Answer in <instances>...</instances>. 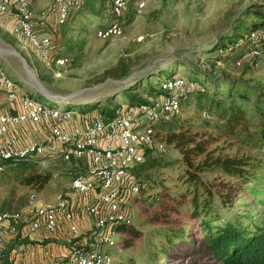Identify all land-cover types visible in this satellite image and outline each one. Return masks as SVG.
<instances>
[{
	"label": "rangeland",
	"instance_id": "rangeland-1",
	"mask_svg": "<svg viewBox=\"0 0 264 264\" xmlns=\"http://www.w3.org/2000/svg\"><path fill=\"white\" fill-rule=\"evenodd\" d=\"M81 1L82 9L70 18V24L58 29L61 37L53 38L57 53L71 59L66 65L50 68L36 59L19 37L6 35V31L0 33V62L39 101L54 106L63 104L84 116L98 111L111 95L145 79L155 69L157 72L171 67L160 77H150L149 83L157 89L159 78L164 80L178 74L203 78L193 74L197 67L217 75V84L211 85L214 89L229 88L221 82L227 79L234 88L240 87L246 93L245 98L236 95L247 111V121L235 133L204 126L205 119H211L212 124L222 121L212 115L206 117L195 98L183 102L177 116L187 120V127L191 125L193 131L212 134L216 140L210 149H215L216 154H253L264 161V144L257 145L258 140L252 136L264 127V57L251 54L253 43H247V39L235 47L230 43L238 30L255 27L256 22L262 21L259 12L264 14V0H129V12L134 17L124 18L123 33L109 39L97 36V29L111 21L109 11L93 16L89 12L90 0ZM141 1L146 4L138 11ZM36 12L47 16L50 25L54 21L48 8L37 6ZM259 29L264 30V26ZM258 45L264 47V42ZM13 51L29 56L30 62L25 57L28 68L48 93L28 72L22 57ZM118 98L124 101L123 97ZM5 99L0 94V109ZM121 105L120 110L127 106ZM171 121L154 123L157 139L165 145L147 148L141 163L152 160L155 167L146 173L137 172L141 163L130 169V178H137L140 191L123 203V209L132 219L130 228L113 229L116 246L107 249L115 258L114 264H225L207 250L209 239L219 230L214 228L209 232L199 219L191 217V197L186 196L188 185L179 179L184 171L181 153L166 138ZM60 164L37 165L39 171L54 174L53 180L43 188L22 185L6 167L0 170V209H26L31 192L37 193L40 202L66 190L75 173ZM257 173L258 179L239 193L233 206H219L220 219L214 220V225L239 223L251 231H256L255 224L264 225V162ZM207 177L213 181L231 179L220 172L208 173ZM156 214L162 217L160 222L153 218ZM132 229L139 235H132ZM165 229L179 231L182 236L169 243L162 235Z\"/></svg>",
	"mask_w": 264,
	"mask_h": 264
},
{
	"label": "built area",
	"instance_id": "built-area-1",
	"mask_svg": "<svg viewBox=\"0 0 264 264\" xmlns=\"http://www.w3.org/2000/svg\"><path fill=\"white\" fill-rule=\"evenodd\" d=\"M112 1L115 19L97 29V36L103 39L119 36L124 31L121 17L129 0ZM145 4L141 1L138 11ZM82 5L81 0H52L49 10L57 16L58 24L63 25ZM0 14L12 19L14 32L32 44L48 67L68 63V57H56L53 34L47 30L48 17L35 14L32 0H0ZM248 37L247 43H253L251 54L263 58L264 47L258 43L264 42V30H252ZM157 85L163 92L149 103L127 105L113 117H106L99 111L83 116L66 105L54 106L39 101L22 89L0 62V91L7 93L10 102L18 101L20 107L18 111L0 113V170L8 161L32 160L42 166L55 158L79 161L87 157L90 161L87 173L73 176L70 186L84 195L98 192L96 201L84 206L95 230L94 241L89 247L77 243L63 258L46 251L43 263L17 264H114L115 258L108 250L116 246L113 229L121 223L132 222L123 203L140 191L137 178H130V169L144 161L147 148L164 147L165 144L157 139L154 123L170 121L180 114L179 95L194 88L196 83L178 74L164 80L159 78ZM204 114L210 117L207 111ZM23 124L42 125L48 132L42 140H29L17 132ZM28 209L32 219L25 227L22 226L24 215L21 211L0 212V254L7 249L8 229L23 238H31L40 229L49 236L59 228L61 216L70 222V231L75 238L85 234L74 222V206L63 190L57 193L54 202L42 203L38 201L37 193L31 192Z\"/></svg>",
	"mask_w": 264,
	"mask_h": 264
},
{
	"label": "trees",
	"instance_id": "trees-1",
	"mask_svg": "<svg viewBox=\"0 0 264 264\" xmlns=\"http://www.w3.org/2000/svg\"><path fill=\"white\" fill-rule=\"evenodd\" d=\"M89 3L91 15H100L102 11L107 10L110 13L111 21L115 19L112 0H90ZM133 15L134 13L131 14L129 7H127L121 18L128 17L131 20L134 17ZM259 15L262 21L256 22L255 24L257 25L255 27L246 26L241 29L243 33L238 30L239 33L234 34L231 39L232 42H230L233 47L244 41L247 35H250V31L264 26V14L259 12ZM67 24L70 23L67 21L65 25ZM69 44L71 43L68 42ZM69 48L72 49L73 47ZM58 54L65 56L59 52ZM167 68L171 67L157 69V72L155 69V73H149L145 79L139 80L122 91L111 95L98 111L106 117H113L120 111L121 104L138 105L151 102L152 99L158 97L156 95L162 94L163 91H161L159 86L155 89L152 83H149V79L151 76L160 77ZM195 69L196 71L193 74H200L203 78L195 75L187 77L195 82L196 86L179 95L181 102H190L191 98H195L197 107L200 110L207 111L210 117L212 115L222 121V123L216 122L212 124L211 119H205L204 126L213 127L220 132L235 133L237 128L240 125H244L247 121V111L237 100L236 94L240 98H245L246 93L240 91V87L234 88L227 79L221 82L227 84L229 88L224 91L214 89L211 85L217 84V75L197 67ZM145 83H147L146 87ZM155 92H158V94H155ZM146 93L150 95L145 96ZM119 96L120 98L123 97L124 101H120ZM187 122V120L176 115L172 119L171 124L167 126L166 138L168 143L174 144L181 153L184 171L179 176V179L188 185L186 196L191 197V217L199 219L201 226L208 229L209 232L214 228L219 230L218 233L209 239L207 243L208 252L225 264H264V225L255 224L256 231H251L244 224L228 223L224 225L218 223L214 225L212 223L214 220L220 219L219 206H233L239 193L243 192L254 180L258 179L257 172L264 161L253 154H216L215 149H210L211 144L216 140L213 135L193 131L191 125L187 127ZM252 136L258 140L257 145L264 144V127L259 133H253ZM37 165L39 164L32 160H21L8 161L5 167L7 172L22 185H37L39 188H43L53 180L54 174L51 171H39ZM154 167L155 163L152 160H148L137 166V172L146 173L147 170ZM214 172L224 173L231 179L226 181L210 180L207 175ZM176 208L178 209L179 207ZM177 209L171 208L170 210L176 212ZM1 211L3 210L0 209ZM153 218L157 221L162 219L157 214ZM164 222L168 223L169 221ZM131 224L121 223L116 225V228H130ZM132 235H139V233L132 229ZM162 235L169 243H173V240L182 236L181 232L168 229L163 230Z\"/></svg>",
	"mask_w": 264,
	"mask_h": 264
},
{
	"label": "crops",
	"instance_id": "crops-1",
	"mask_svg": "<svg viewBox=\"0 0 264 264\" xmlns=\"http://www.w3.org/2000/svg\"><path fill=\"white\" fill-rule=\"evenodd\" d=\"M51 1L52 0H44V1L32 0V7L34 9L35 14L36 15L39 14L36 12L37 6H39V8L49 9V5ZM75 12L71 13L70 18L73 17ZM53 14L51 15V18L54 19L55 22L52 21L50 25L48 18L49 25L47 27V30L53 34V38L54 36H58V38H60L61 35L59 34L58 29H60L62 26H65V24L59 25L57 22V16L55 14L53 16ZM39 16L42 15L39 14ZM5 31H6V35H8V33L13 34L19 37L22 41H24L25 44L33 52L34 57H36V59H38L40 62L42 61L46 65V63L43 61L41 56L35 51L32 44L26 38H23L14 32L12 19L7 15L0 14V33H4ZM55 53L56 55H58V57L60 56L57 53V50L55 51ZM24 56L29 61V56L26 53H24ZM70 61L71 59L69 58L68 63ZM54 66H59V65H54ZM33 67L37 69L36 66ZM8 73L12 78L15 79V77H13L9 71ZM15 80L19 82L17 79ZM20 85L23 87L22 89L29 92L28 89L24 86V84L20 83ZM0 94L4 95L6 98L4 106L0 109V113L9 112V111H18V109L20 108L18 101L10 102L7 98V93L5 91H0ZM89 113H87V115ZM17 132L23 134L29 140H42L44 136L47 134L48 128L42 125L23 124L18 127ZM60 162H61L60 165L68 166L72 170V172L75 173V175L86 174L90 164V161L87 157L82 158L79 161L77 160L66 161L63 158H55V159H51L46 164L52 163V164H56V166H59L57 164H59ZM66 188L67 189L63 191L66 193L67 197L72 202L75 209L74 222L79 226V228L83 232H85V234L82 235L81 237L75 238L72 232L70 231V222L65 218H63L62 216L59 218V228L55 233L49 236H47V233L44 231V229H40L39 231L34 233L31 238H23L21 234L13 233L8 229L5 238L7 249L5 250L4 253L0 254V264H17L18 262L26 263L30 261H38L43 263L46 259V251H50L57 258H63L70 252L71 248L75 244L80 243L83 244L85 247H89L93 243L95 237L94 236L95 230L93 228L92 218L86 211H84V206L88 203H93L94 201H96L98 192L94 191L90 194L84 195L72 189L70 183ZM57 193L53 195L52 199L43 200V201L40 200V203L44 201L54 202L56 200ZM26 206H27L26 209L24 208V209L16 210V211H21L24 215V221L22 224L23 227H25V225H27V223L32 219V212H30V210L28 209V203Z\"/></svg>",
	"mask_w": 264,
	"mask_h": 264
},
{
	"label": "water",
	"instance_id": "water-1",
	"mask_svg": "<svg viewBox=\"0 0 264 264\" xmlns=\"http://www.w3.org/2000/svg\"><path fill=\"white\" fill-rule=\"evenodd\" d=\"M14 53H16L17 55H19V56H21L22 57V59H23V61H24V63H25V65L27 66V61H26V59L21 55V53H19L18 51H13ZM27 69H28V72L30 73L32 70L31 69H29L28 68V66H27ZM31 73H33V74H35L33 71L31 72ZM30 73V74H31ZM35 79H38L36 76H35ZM36 81V80H35ZM39 81V80H38ZM39 83L41 84V82L39 81ZM43 85V84H42ZM46 92H47V90H46ZM48 93V92H47Z\"/></svg>",
	"mask_w": 264,
	"mask_h": 264
},
{
	"label": "bare ground",
	"instance_id": "bare-ground-1",
	"mask_svg": "<svg viewBox=\"0 0 264 264\" xmlns=\"http://www.w3.org/2000/svg\"><path fill=\"white\" fill-rule=\"evenodd\" d=\"M31 72H32V71H31ZM31 72H30V73H31ZM31 75H32V77L34 78V80H36V82H37V83H38V84H39V85H40V86L46 91V88L42 85V83L40 84L39 81H38V79H35V76H36V75L33 74V73H31Z\"/></svg>",
	"mask_w": 264,
	"mask_h": 264
}]
</instances>
